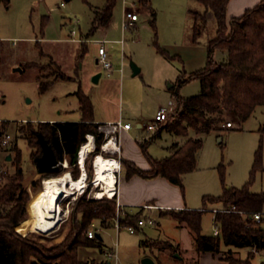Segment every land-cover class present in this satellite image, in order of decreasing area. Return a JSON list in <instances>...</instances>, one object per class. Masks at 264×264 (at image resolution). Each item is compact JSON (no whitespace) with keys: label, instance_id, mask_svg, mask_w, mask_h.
<instances>
[{"label":"rangeland","instance_id":"374dc122","mask_svg":"<svg viewBox=\"0 0 264 264\" xmlns=\"http://www.w3.org/2000/svg\"><path fill=\"white\" fill-rule=\"evenodd\" d=\"M124 1H127V5ZM106 3L107 0H11L6 6L0 2V40L3 41L0 55V124L7 122L3 134H11L12 147L17 145L23 154L24 184L28 191L25 219L31 217L30 205L43 192L47 178L66 171L74 175L79 167L69 165L68 160L66 167H62L58 173L39 174L33 156L38 147L29 142L27 132L21 128L38 132L40 122H79L81 112L76 92L81 87L95 105V113L130 121L134 126L133 137L136 138L137 119L149 124L161 107L168 108L173 103L177 106L175 92L179 75L185 71L188 79L194 72L207 67V43L216 36L215 25L210 22L200 43L193 44V17L189 13L190 10L204 13L203 4L196 0H151V6L146 7L140 6L138 0H117L110 22L92 32L97 11L103 9ZM132 3H136L139 21L134 28L125 30V8ZM73 30H76L75 35L72 34ZM72 39L82 42L72 43ZM101 40L108 42V59L114 67L110 76L97 62L100 45L97 42ZM158 46L171 57L160 53ZM193 46L203 53L205 51L206 56L204 61L194 65L191 62L194 54L187 51ZM226 57V52L216 51L214 54L217 62L224 61ZM32 63L37 66H29ZM133 63L141 69L137 74H134ZM58 68L74 80L59 79L45 93H41L38 77L44 82L51 81L58 75ZM98 73H102V76L99 82H94L93 78ZM200 92L201 82L196 79L189 80L179 89L182 99L195 97ZM226 121H232L234 127L216 130L204 137L197 169L185 177L184 197L190 207L197 206L193 209L203 208V195H220L223 184L240 188L252 181L251 191L264 193V107L244 123L228 114ZM154 138L148 146V152L155 158L170 155L171 147L185 141V138L165 130L161 136ZM121 142L126 148L133 145L134 139L130 136ZM9 155L13 160L16 152L9 151L6 160ZM12 160L5 162L10 174L15 172ZM91 191L92 188L89 189ZM181 196L183 199V193ZM81 197L78 194L63 201V221L55 232L50 235L30 232L23 236L41 244L44 249L61 243L71 229L77 215V202ZM83 197L87 201L92 200L88 194ZM207 206L202 218V233L213 235L216 228L213 205L208 203ZM149 216L155 224L146 225L135 234L125 228H106L100 220H95L99 227H103L99 231L103 246L80 248V259L88 261L87 257H90L96 258L99 263L108 260L112 264H142L143 258L151 257L157 264H160V260L163 264H193L197 260V257H192L196 253L193 232L188 227L181 229L177 220L162 216L159 210L142 217ZM109 224L113 226L114 220L109 221ZM15 230L18 232L16 226ZM151 239H171L172 243H180L185 250L179 249V252L173 253L170 248L151 249L149 245L143 244ZM222 248L225 250L223 259L228 250L237 257H247V248L224 244ZM107 252L116 253L117 258L109 259ZM175 254L182 256L183 260L176 259ZM262 258L263 255L256 256L253 263L260 264ZM208 259L202 258V264H212ZM89 263L96 264L92 259Z\"/></svg>","mask_w":264,"mask_h":264},{"label":"trees","instance_id":"16d2710c","mask_svg":"<svg viewBox=\"0 0 264 264\" xmlns=\"http://www.w3.org/2000/svg\"><path fill=\"white\" fill-rule=\"evenodd\" d=\"M117 0H107L105 7L97 11L92 32L101 26L107 25L113 15ZM205 7L204 13L190 10L193 17L192 43L199 44L204 31L210 22H214L216 36L209 39L208 64L200 71L194 72L186 79L183 71L178 78V89L175 92L177 113L170 117L162 131L174 136L185 138L181 144L173 147L171 154L163 158H155L148 152L149 141L141 144L142 151L150 162L149 169H142L134 162L121 159L127 168V177L139 175L143 178H167L185 191V175L197 169L198 154L203 147L204 137L215 130H222L226 116L236 117L242 123L246 122L256 107L264 106V0L254 8L246 10L240 16L227 21V6L229 0H196ZM8 6L11 0H0ZM151 0H138L140 6L149 7ZM153 26L156 27L155 21ZM45 23H43V29ZM3 41L0 40V55ZM86 49H84V52ZM158 51L167 57L170 54L158 46ZM216 51L227 53L222 62L214 60ZM82 55L81 58L82 59ZM54 65L56 64L53 62ZM37 66L36 63L29 66ZM43 69V67H40ZM59 70V68H58ZM73 81V77L59 70L58 75L48 82H40L39 90L45 93L57 80ZM200 80L201 92L199 95L182 99L179 89L189 80ZM79 97L81 122H40L38 132L44 134L54 147L61 161L69 160V165L77 166L78 151L86 141V135L93 133L96 136V152L89 155L86 160V169L89 178L94 176L93 158L100 152L103 135L98 132L94 123V104L91 98L80 87L76 92ZM32 125V122H29ZM7 122L0 124V157L1 136ZM27 132L28 140L38 147L36 155L41 148L36 141L37 132L21 128ZM195 134V135H194ZM12 151L16 157L12 160L15 167L14 174L8 173L5 181L0 183V264H90L80 259L79 250L82 247L102 248L103 240L89 238L87 229L95 220H100L106 228L110 227L118 212L117 200L110 198L86 200L82 197L76 206V216L71 229L65 239L44 249L41 244L27 236L16 232L17 226L26 218V202L28 191L25 188V172L22 166V151L15 145ZM254 166L253 173L255 170ZM79 167V166H77ZM59 176V175H58ZM74 178H79L80 168L74 172ZM253 176V174H252ZM252 181L243 187H226L220 196L207 195L203 198L202 209L169 210L165 214L171 215L180 224L186 225L195 235V244L198 252L220 253L222 245L237 248H250L254 245L264 247V226L254 222L251 215L264 209V193L251 191ZM208 203L220 204L221 208H235L232 212L219 211L215 216V225L218 226L219 235H204L202 233V218ZM242 213L247 214L244 216ZM142 218L141 211L130 213L121 218V223L137 225ZM145 246L170 248L173 253L179 248L167 242H148ZM48 251L50 254H45ZM54 251V254L52 252ZM225 260L229 264H253L255 255L251 252L245 259L227 252ZM178 259V258H176ZM180 260V259H178ZM183 260V258L181 259ZM102 264H107L106 262Z\"/></svg>","mask_w":264,"mask_h":264},{"label":"crops","instance_id":"0c3cea01","mask_svg":"<svg viewBox=\"0 0 264 264\" xmlns=\"http://www.w3.org/2000/svg\"><path fill=\"white\" fill-rule=\"evenodd\" d=\"M261 1L262 0H229L228 6H227V21H228V23L233 18L242 16L246 12V10H248L250 8H254L255 6L259 5L261 3ZM149 6H151V2H150ZM71 42L72 43H77V42L79 43L80 41L76 40V41H71ZM85 42H87V41H85ZM187 51L189 53L194 54L193 59L191 61L193 65L196 64L197 62L201 63L202 61H204V58H206V56L204 54L205 51L203 53L202 50H197L196 46L189 48ZM197 53L199 55L198 57H196ZM140 71H141V69H140ZM94 107H95V105H94ZM263 107L264 106L256 107V109L254 110V112L252 113L250 118L255 113H257L258 109H261ZM79 111H80V106H79ZM61 120H67V119H61ZM104 120L105 121H118V119H116V117H107L106 115H102L101 113H98V112L95 113V111H94V122L104 121ZM81 121H82V115H81V118L79 119V122H81ZM125 122L131 123L130 121H125ZM146 125L147 124L143 122V119H137L136 129L138 131L135 133L136 138L133 137V133H132L134 130L133 125H132L133 128L130 131H122L120 134L121 159L128 160L130 162H134L135 164H137L142 169H149L150 168V162L148 161V159L144 155L142 148H141V144H143L145 141H149V145H150L153 142V140L155 139L154 136L156 135L155 134V135L149 137V135H147L148 131L145 128ZM225 128H226V126L224 125L223 129H225ZM162 132H161V134H162ZM212 132H216V130L212 131ZM211 133H209V134H211ZM161 134L159 136H161ZM130 136L134 139L135 143L132 142L133 143L132 146H126V148H124L125 144L123 145V142H121V141L124 138L126 139ZM132 149H134V151H132ZM171 151H172V147H171ZM198 157H199V154H198ZM65 161H67V160H65ZM188 174H186V175H188ZM186 175H185V177H186ZM118 176H119V178H118V192L116 195V200L120 204H123L124 209L127 210L129 213H137V212L141 211L142 216H144V214L146 216V214L150 215V212L153 210H159L160 214L162 216H171L169 214H165V212L169 211V210L178 211V210H182L185 208L193 209L192 207H197V206L190 207L187 204V202L185 201L184 192L182 191V189L178 185L170 182L167 178L159 176V177H156L153 179H147V178H143L139 175H133L132 177L128 178L127 177V168L125 166H123V164H122V169H121ZM184 180H185V178H184ZM222 192H223V190H222ZM182 193H183V199L181 196ZM220 195H218V196H220ZM205 196H207V195H203V197H202V203H203V198ZM212 205H213L212 210L221 208L220 204L212 203ZM148 206H151V207H148ZM197 209H202V208H197ZM215 216L216 215L214 213V222H215ZM150 218L153 219L152 217H150ZM110 227L115 228L114 225L110 226ZM179 227L181 229H186L185 227H187V226L184 224H179ZM170 240L171 239L166 240V241H159V240L151 239V240H146V241H148L150 243H152V242H167L176 248L184 249L181 247L180 243H172ZM194 240H195V238H194ZM150 247L152 249L156 246H154V247L150 246ZM248 251L249 250H247V256L249 253ZM222 253H225V250L223 248H222V251L220 253H214V252L200 253V252H198L197 247H196V253L192 254V257H197V260H195L193 264H202V261H201L202 258H206V257L209 258L208 259L209 262L212 261V264H229L225 259H223ZM79 255H80V253H79ZM239 258H241V257H239ZM87 259H88V261H91V259H92V261H94L96 264H102L104 262H106L107 264H112V262L108 261V260H105V261L103 260L104 262L101 261L99 263V261L96 258L87 257ZM152 259L155 261L154 258H152ZM241 259H245V258L242 257ZM81 260H83V259H81ZM157 260H160V259H157ZM83 261H86V260H83ZM253 261L254 260H252V262ZM159 262H160V264H163V262L161 260ZM189 264H191V263H189Z\"/></svg>","mask_w":264,"mask_h":264},{"label":"built area","instance_id":"2783aa9c","mask_svg":"<svg viewBox=\"0 0 264 264\" xmlns=\"http://www.w3.org/2000/svg\"><path fill=\"white\" fill-rule=\"evenodd\" d=\"M125 5H127V1H124ZM139 20V14L136 8V3H132L130 7L125 8V17L123 21V27L125 30L134 28L136 26V22ZM72 34H76V30L72 31ZM76 41V39H72ZM81 41V40H79ZM99 43V58H98V63L103 66V69L107 71V75H111L114 72V67L113 64L110 62L108 59V50L106 48V44L108 43L105 40L98 41ZM177 112V106L173 103L170 105V107H161L158 112L156 113L155 119L147 124L145 126L146 130L150 134L149 137L157 134L159 130L161 129V125H165L168 120L170 119L171 116L175 115ZM97 126V130L99 133L103 135V140L100 148V152L96 154L93 158V168H94V175H95V163L96 159L99 154L108 157V158H114L118 162V164L115 167V170L113 171L114 176H115V188H114V195L113 196H106L105 198H110V199H116V195L118 192V178H119V173L122 169V162H121V146H120V134L122 131H130L133 126L131 123L128 122H123L122 120L118 121H109V122H94ZM226 128H232L234 127V123L232 121H229L226 123ZM90 137L93 138V148L92 150L87 154L85 158V163L84 165L86 166V160L89 157L90 154L93 152H96V136L93 133H88L86 135V141L85 143H89ZM84 143L81 145L79 151H78V159H77V165L80 168L81 171V176H82V164L80 162V153H81V148L83 147ZM1 149L2 152L5 154L3 155L1 152V157H0V183H3L5 181V176L9 173L8 169L6 168V163L7 160L5 158L6 155H8L9 151L13 149L12 147V135L9 133H4L1 136ZM62 167H66V161H61ZM80 177V176H79ZM78 180H81L82 178H75ZM86 181V188L82 190L79 195H84L88 194L89 197L92 199H102L99 198V196H96L97 190H100L101 187H98L97 184H95L96 179L94 178H89V175L85 179ZM92 188V191L89 192V189ZM63 201L65 199L61 200L60 205H62ZM117 206H118V212L117 216L113 219L114 220V227L117 228L118 230H121L122 228L127 229L128 232L131 234H135L139 229L145 227L146 225H154L155 221L151 218H141L137 225H126L121 223V218H125L128 214H130L127 210L124 209V205L120 204L117 201ZM151 207V206H148ZM215 215L219 212H232L235 211V208H218V209H213L212 210ZM244 216H247V214L242 213ZM251 218L254 222L258 224H262L264 226V211H259L251 215ZM215 231L214 235H219L220 230L217 225H215ZM103 227H99L97 223L94 221L91 223L88 231H87V236L89 238H96V234L101 230ZM249 252L253 253L256 256L258 255H263V258L261 260L260 264H264V247L260 248L257 245H254L250 248H248ZM106 255L108 256L109 259L117 258V254L113 252H107Z\"/></svg>","mask_w":264,"mask_h":264},{"label":"bare ground","instance_id":"6f19581e","mask_svg":"<svg viewBox=\"0 0 264 264\" xmlns=\"http://www.w3.org/2000/svg\"><path fill=\"white\" fill-rule=\"evenodd\" d=\"M93 146V138L90 137L89 143H84L81 148L80 162L83 169L82 176L80 175L81 180L75 179L70 171L45 180L43 192L30 205L31 217L22 220L16 226L20 234L28 235L30 232H37L50 235L57 230L63 221L65 213V210L60 205L61 200L77 196L86 188L85 179L88 176V172L84 163L87 154L92 150ZM117 164L118 162L114 158L98 155L95 163L96 172L94 178L96 179L95 184L101 187L96 192V196H99V198L114 195L115 176L113 171ZM62 191L66 193L64 197L61 196Z\"/></svg>","mask_w":264,"mask_h":264},{"label":"water","instance_id":"95a60500","mask_svg":"<svg viewBox=\"0 0 264 264\" xmlns=\"http://www.w3.org/2000/svg\"><path fill=\"white\" fill-rule=\"evenodd\" d=\"M98 62V61H97ZM134 74L140 72V68L136 64H132ZM17 70H21V68H17ZM102 74L98 73L94 78V82H99ZM38 144L41 148V153L35 158V163L37 167V172L39 174H54L58 173L62 170L61 160L59 159L54 147L49 142V140L44 136L43 133L37 132ZM12 160V156L9 155L7 157V161ZM66 193L62 191L61 196L64 197ZM96 238L99 240H103L102 235L98 232L96 234ZM175 258L182 259V256L179 254H175ZM142 264H156V262L151 257H145L142 260Z\"/></svg>","mask_w":264,"mask_h":264}]
</instances>
